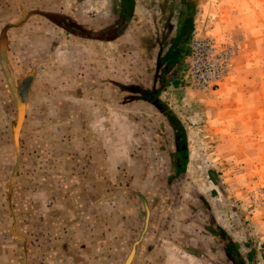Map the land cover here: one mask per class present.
Wrapping results in <instances>:
<instances>
[{"label": "crops", "instance_id": "0c3cea01", "mask_svg": "<svg viewBox=\"0 0 264 264\" xmlns=\"http://www.w3.org/2000/svg\"><path fill=\"white\" fill-rule=\"evenodd\" d=\"M96 1L0 0V264H261L173 163L179 115L162 95L178 83L157 58L174 3L154 31L155 4L130 0L121 30L127 0L107 24Z\"/></svg>", "mask_w": 264, "mask_h": 264}, {"label": "rangeland", "instance_id": "374dc122", "mask_svg": "<svg viewBox=\"0 0 264 264\" xmlns=\"http://www.w3.org/2000/svg\"><path fill=\"white\" fill-rule=\"evenodd\" d=\"M162 1L167 0H147V5L155 4L147 10L148 29L156 31V19L169 17L162 14L159 6ZM167 2L174 3L170 16L174 18L173 27L178 28L182 16L175 8L181 2ZM187 2L192 3L193 10L191 40L209 38L218 44H231L237 48V55L221 88L202 93L183 81L187 49L179 67L178 88H170L162 95V101L179 115L185 129L188 176L183 179L194 187L193 192L206 195L219 223L232 233L238 245L247 240L261 249L264 248V0ZM94 6L99 10L93 14L108 17L103 21L110 23L111 0H97ZM140 10V15H144ZM155 109L152 107V111ZM151 120H155L151 124L154 127L165 125L164 118ZM165 157L169 159L170 155Z\"/></svg>", "mask_w": 264, "mask_h": 264}, {"label": "built area", "instance_id": "2783aa9c", "mask_svg": "<svg viewBox=\"0 0 264 264\" xmlns=\"http://www.w3.org/2000/svg\"><path fill=\"white\" fill-rule=\"evenodd\" d=\"M237 48L216 41L192 39L184 63V79L190 88L199 92L218 91L234 65Z\"/></svg>", "mask_w": 264, "mask_h": 264}, {"label": "trees", "instance_id": "16d2710c", "mask_svg": "<svg viewBox=\"0 0 264 264\" xmlns=\"http://www.w3.org/2000/svg\"><path fill=\"white\" fill-rule=\"evenodd\" d=\"M133 7L134 5L132 4V2L130 0H127L124 9L121 12V15L124 18V20L122 19L123 27L121 28V30H124V28L127 27L128 19L131 16ZM192 14H193V10L190 9L181 12L182 19L180 22V27L178 28L177 31V35L175 36V38L170 39V41L172 40L171 42L172 45L170 47L169 46L167 47L169 49L168 50L166 49L167 50L166 53L161 52L160 54H158L157 62L159 64L157 66V75H160L159 80L161 81L164 79V81L166 80V82H168V80L169 81L172 80L173 83L179 82V77H180L179 67L182 64L187 51V49H184V45L191 40L190 34L193 30ZM167 113L169 120L171 118L172 124L179 126L177 132V147H178L179 155H181L180 158L183 161V166H185L186 162L188 161V145H187L185 129L182 126L181 121L177 117L176 118L174 117V114H172L170 111H168Z\"/></svg>", "mask_w": 264, "mask_h": 264}, {"label": "flooded vegetation", "instance_id": "af4514ba", "mask_svg": "<svg viewBox=\"0 0 264 264\" xmlns=\"http://www.w3.org/2000/svg\"><path fill=\"white\" fill-rule=\"evenodd\" d=\"M178 154H179V153H178ZM173 155H174V154H173ZM174 158H176V159L173 161V163L177 164L179 161L181 162V158H180V156L178 157V155H177V157H174ZM180 162H179V163H180ZM229 243H230V245H228V252H229L230 254L234 255V254L237 252L236 244L233 243L232 240L229 241Z\"/></svg>", "mask_w": 264, "mask_h": 264}]
</instances>
